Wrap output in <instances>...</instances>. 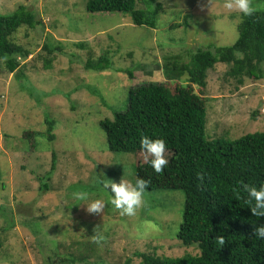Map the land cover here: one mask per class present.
<instances>
[{"label":"rangeland","instance_id":"374dc122","mask_svg":"<svg viewBox=\"0 0 264 264\" xmlns=\"http://www.w3.org/2000/svg\"><path fill=\"white\" fill-rule=\"evenodd\" d=\"M87 1L0 0V13L24 4L42 21L14 37L33 54L21 58L15 72L0 64V264H140L138 252L200 253L176 236L181 190L146 191L145 206L128 217L107 204L110 194L101 186L91 187L96 176L135 179L134 155L110 152L99 122L126 109L133 86L163 82L165 56L189 61L187 54L198 49L233 45L242 18L229 14L224 0H157L160 11L139 0L138 8L147 7L157 19L152 28L133 24L124 13L88 12ZM251 2L264 9L263 2ZM45 44L62 49L50 69L42 60ZM89 50L93 57L108 52L112 66L86 70ZM229 69L217 63L208 71L207 137L234 140L264 132V78L244 77L240 84ZM46 119L55 121L52 139ZM77 193L104 199V211L89 214ZM95 232L104 239L97 242Z\"/></svg>","mask_w":264,"mask_h":264},{"label":"trees","instance_id":"16d2710c","mask_svg":"<svg viewBox=\"0 0 264 264\" xmlns=\"http://www.w3.org/2000/svg\"><path fill=\"white\" fill-rule=\"evenodd\" d=\"M143 1L156 11L163 8L160 1ZM256 1L264 4V0ZM138 2L88 0L86 11L120 12L137 26L154 28L157 25L154 13L146 10L147 7L138 8ZM241 18L239 37L233 45L198 49L187 54L189 61H184L182 55L165 56L163 82L133 86L128 92L126 109L113 112L112 118L105 117L99 122L110 152L134 155V176L149 181L147 192L181 190L185 196L176 236L184 246L196 245L200 253L161 257L138 252L140 264H264V241L253 235L254 227L264 224V217L254 216L244 200L237 199L231 191L240 182L264 183V132L248 133L234 140L206 135L209 70L217 63L229 64L227 75L240 84L244 77L264 78V9ZM41 24L35 12L24 4L10 13H0V64L15 72L20 59L33 54L16 42L15 35L23 26L34 29ZM44 50L47 52L42 57L44 67L50 69L55 51L62 49L45 44ZM87 53L86 70L102 71L112 66L108 52L96 57L93 51ZM127 72L133 78V73ZM184 76L186 83L180 81ZM92 91L104 99L98 90ZM46 124L47 137L52 139L55 121L46 119ZM142 135L165 141L169 163L159 174L143 163L144 153L139 145ZM54 165L53 156L52 169ZM1 179L0 170V183ZM47 187L44 181L41 188ZM91 187L97 189L100 185L94 183ZM218 239L224 243L220 244Z\"/></svg>","mask_w":264,"mask_h":264},{"label":"clouds","instance_id":"9594fccd","mask_svg":"<svg viewBox=\"0 0 264 264\" xmlns=\"http://www.w3.org/2000/svg\"><path fill=\"white\" fill-rule=\"evenodd\" d=\"M223 8L229 14L235 12L242 17L251 16L257 10L251 0H224ZM139 145L144 153L143 163L150 166L155 173H161L169 163L165 155V141L162 138H151L142 135ZM125 172L131 175L129 170L124 169V174ZM93 182L101 186L102 192L110 194L107 204L112 205L122 216L134 217L138 210L145 206L144 197L149 185L147 180L121 178L119 182H114L101 176H96L93 178ZM231 191L237 199L244 200V203L249 206L254 216L264 217V183L256 185L240 182ZM74 198L85 204V210L89 214H100L106 207L104 199H89L87 193H77ZM253 235L256 239L264 241V224L254 227ZM94 236L97 242L104 239L100 232H95ZM218 242L223 244L224 240L218 239Z\"/></svg>","mask_w":264,"mask_h":264}]
</instances>
